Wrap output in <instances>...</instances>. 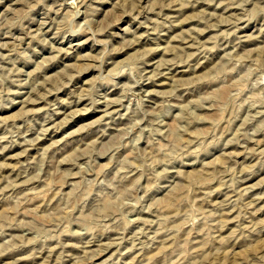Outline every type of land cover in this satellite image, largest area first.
I'll return each mask as SVG.
<instances>
[{
    "label": "rangeland",
    "instance_id": "obj_1",
    "mask_svg": "<svg viewBox=\"0 0 264 264\" xmlns=\"http://www.w3.org/2000/svg\"><path fill=\"white\" fill-rule=\"evenodd\" d=\"M0 245V264H264V8L0 0Z\"/></svg>",
    "mask_w": 264,
    "mask_h": 264
},
{
    "label": "clouds",
    "instance_id": "obj_2",
    "mask_svg": "<svg viewBox=\"0 0 264 264\" xmlns=\"http://www.w3.org/2000/svg\"><path fill=\"white\" fill-rule=\"evenodd\" d=\"M38 2L42 3L43 0H38ZM72 2L73 4L78 5L81 2V0H72ZM253 2L257 4L258 8H264V2H262V0H253ZM160 163L169 164L171 163V161L165 159V160H161ZM165 171H167V168L165 169ZM0 249H3V245H0ZM0 255H4V251H0ZM250 264H255V261H252L250 259Z\"/></svg>",
    "mask_w": 264,
    "mask_h": 264
}]
</instances>
